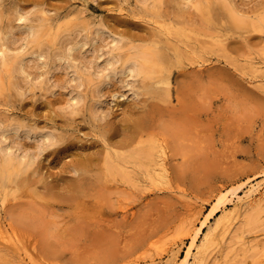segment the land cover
Instances as JSON below:
<instances>
[{
	"label": "rangeland",
	"instance_id": "obj_1",
	"mask_svg": "<svg viewBox=\"0 0 264 264\" xmlns=\"http://www.w3.org/2000/svg\"><path fill=\"white\" fill-rule=\"evenodd\" d=\"M0 21L15 44L32 26L53 34L41 38L50 74L29 63L35 87L2 77L0 128L16 125L6 140L25 157L0 174L13 239L0 238V264H183L197 230L190 263L202 248L205 264H264V198L232 222L229 200L264 182V0H0ZM114 43L157 54L155 71L75 90L70 63L103 64ZM138 129L143 143L127 144ZM160 147L166 165L146 167Z\"/></svg>",
	"mask_w": 264,
	"mask_h": 264
},
{
	"label": "bare ground",
	"instance_id": "obj_2",
	"mask_svg": "<svg viewBox=\"0 0 264 264\" xmlns=\"http://www.w3.org/2000/svg\"><path fill=\"white\" fill-rule=\"evenodd\" d=\"M18 11V10H17ZM24 15V14H23ZM23 15L21 13H17V18L18 19H23ZM27 18V17H26ZM25 20V19H24ZM1 22V21H0ZM231 22V21H230ZM43 23V22H42ZM91 25V24H90ZM234 26V25H233ZM62 27V26H61ZM260 27V26H259ZM98 26H96L95 29H93L92 31L97 32L98 30ZM11 29V28H10ZM77 29V28H76ZM87 29H90V27H87ZM242 29V28H241ZM246 29V28H245ZM259 29V28H258ZM256 29V30H258ZM63 30V29H62ZM244 30V29H243ZM252 30V28H251ZM254 30V28H253ZM64 31V30H63ZM77 31V30H76ZM81 31V30H80ZM88 31V30H87ZM65 32V31H64ZM70 32V31H69ZM74 32V31H73ZM79 32V30H78ZM89 32V31H88ZM87 32V33H88ZM263 32V31H262ZM10 36L9 38L7 36L1 37V42H0V86L2 85V77H6L8 79H10V82L14 85V88H22V86L25 84V86H29V84H33L36 80V78L40 77L38 75H40V73L37 75V77L34 78L30 77L32 74H30L28 67L32 66L29 65V63L31 61H34L36 65L37 62L39 61V59H42V63L44 66V73L45 74H50L49 72V67H48V63L49 61H47L46 55L45 57L43 56V41L42 39L44 37H51L53 34L51 33L50 30H45L44 28L42 29V27L39 28H34L29 27V29L23 33V35H21L19 37L20 41L17 42V44H15V42H13V35H12V31H9ZM62 33V32H61ZM72 33V32H71ZM76 33V32H75ZM93 33V32H92ZM166 33V32H165ZM264 33V32H263ZM64 34V33H63ZM67 34V33H66ZM73 34V33H72ZM77 34V33H76ZM81 34V33H80ZM58 35V34H57ZM56 35V36H57ZM82 35V34H81ZM86 37H90V34H85ZM85 35L83 37H85ZM92 35V34H91ZM101 35V34H100ZM27 36V37H26ZM55 36V38H56ZM168 36V35H167ZM63 37V36H62ZM68 37V36H67ZM70 37V36H69ZM82 37V38H83ZM223 37V36H222ZM42 38V39H41ZM72 38V37H71ZM81 38V39H82ZM100 38V37H99ZM221 38V37H219ZM218 38V39H219ZM54 39V38H53ZM59 39V38H58ZM65 39V37H64ZM75 42L74 44H78L80 41V38L78 39H74L72 38ZM93 39V38H92ZM96 39V37L94 38V40ZM120 39V38H119ZM61 40V39H60ZM68 40V38H67ZM83 40V39H82ZM16 41V40H14ZM53 44H50L51 46L54 45L53 40H50ZM63 41V40H62ZM217 42H219L218 40H216ZM39 42V45H38ZM59 42V41H58ZM66 42V41H65ZM71 42V41H70ZM117 42V41H116ZM221 42V41H220ZM56 43V42H55ZM69 42L67 41V43H65L64 48L67 50V59H69V57H73L74 55H72V51L74 50V44L73 46H69L68 44ZM87 42L81 41L78 45H81V47ZM107 44V43H106ZM77 45V46H78ZM101 45V44H100ZM46 46V45H45ZM44 46V47H45ZM55 46V45H54ZM76 46V45H75ZM94 46V45H93ZM49 47V46H48ZM56 47V46H55ZM54 48V47H53ZM77 48V47H76ZM75 48V49H76ZM86 48V47H85ZM93 49L91 53H94V51L96 52L97 49L99 48H94L91 47ZM102 48V47H101ZM13 50L12 52H10V50ZM47 49V48H45ZM51 49V47H50ZM55 49V48H54ZM62 49V46L58 47L57 44V48L55 49V52L58 50L60 52V50ZM127 51H129L128 53L123 55V50H119V46L117 44H112L107 50V56L108 59H106V61L103 64H99V62L96 61V58L98 57V55L92 56L91 58H89V60H87L85 62V60L83 61L81 58H83L82 55L84 52L81 51V58H79L80 60H82L81 62L76 58L74 59H70L69 61L72 62L73 60L79 61L80 64L75 63V61L72 62V64L70 63L69 66H71L72 68V74H73V80L75 81L73 88L76 90V88L79 86H81L80 84L82 83H86L88 85H94L97 89V91L99 90L98 85L101 84V82L103 80H108L107 78H109V76L111 74H114L117 71H125L128 72L129 76H135V75H147L149 74L153 68L154 65H156V59H157V54L152 53L151 50H149L146 47H140V46H133L130 45L128 47L125 48ZM64 50V49H62ZM77 51V50H76ZM75 51V53H77ZM79 51V50H78ZM90 51V49H89ZM99 51V50H98ZM45 52V51H44ZM53 52V51H52ZM87 52V51H86ZM104 52V51H103ZM102 53V52H101ZM48 54V53H47ZM57 54V53H55ZM59 54V53H58ZM63 54V53H62ZM74 54V51H73ZM192 54V53H191ZM52 55V54H51ZM78 55V54H77ZM193 55V54H192ZM63 56V55H61ZM60 56V57H61ZM101 56V55H100ZM53 56H51L52 58ZM56 57V56H55ZM59 57V56H58ZM59 57V58H60ZM65 57V56H64ZM75 57V56H74ZM49 59V58H48ZM55 59V58H53ZM58 59V58H57ZM62 59V57H61ZM88 59V58H87ZM60 60V59H59ZM68 61V62H69ZM198 61V60H197ZM52 62V59H51ZM51 62L49 63V65L51 64ZM53 62H55L53 60ZM115 62H120L121 65L120 67L117 69L115 67ZM199 62V61H198ZM60 63V62H59ZM74 63V64H73ZM41 64V65H42ZM61 64V63H60ZM201 65V64H200ZM34 66V65H33ZM53 67V66H52ZM166 67V66H165ZM30 68V67H29ZM52 71V70H51ZM155 71V70H153ZM43 72V71H42ZM34 73V72H33ZM21 75L20 79L19 76ZM34 75V74H33ZM32 75V76H33ZM42 75V74H41ZM43 76V75H42ZM46 76V75H44ZM98 76V79L96 78ZM41 79V78H40ZM43 80V79H42ZM42 82L45 83H49L50 84V79L48 78V76L44 77V80ZM104 82V81H103ZM5 83V82H4ZM23 83V84H22ZM38 83V81H37ZM36 84V83H35ZM30 85V86H31ZM12 86V85H11ZM30 86L27 88L29 89ZM6 87V86H5ZM24 87V86H23ZM32 87H35L34 84ZM90 86H88L89 88ZM20 88V89H21ZM17 90V89H16ZM22 90V89H21ZM24 90V89H23ZM34 90V89H33ZM20 93V92H19ZM99 93V92H98ZM78 94V93H77ZM94 98H96V96H93ZM73 101L70 103V105L72 104V106L77 105V98L74 96L73 97ZM93 98V99H94ZM79 101V100H78ZM94 105V103H93ZM94 108V107H93ZM96 108V107H95ZM5 110V109H3ZM9 110V109H8ZM6 109V111H8ZM97 110V109H95ZM150 117V116H149ZM13 121V120H12ZM17 121V120H16ZM14 121V122H16ZM20 122V121H19ZM143 122V121H142ZM8 123V121H7ZM18 123V122H17ZM16 123V124H17ZM22 123V122H21ZM21 123H18L21 125ZM2 124V123H1ZM23 125V123H22ZM21 125V126H22ZM25 126V125H24ZM23 127V126H22ZM147 128V126H145ZM14 129L16 128L15 124L9 123L6 124L5 126H1L0 128V151L2 152V157L0 160V174L2 176L7 177L10 173H13L11 171H13L19 164L24 162V157H25V152H19L18 148L14 147L11 140V143L7 142V135L6 132L9 131V129ZM151 128V127H150ZM19 129V128H17ZM24 130V128H22ZM27 131L29 129L25 128ZM13 131V130H12ZM16 131V130H15ZM144 129H138L136 132H134L133 134H131L126 143L127 144H134L136 146H139L140 144L143 143V137H144ZM50 135H45L44 136V140H49ZM10 138V137H9ZM52 140V139H51ZM158 141V140H157ZM163 143V142H162ZM161 146V144H159ZM161 148V147H160ZM140 149V148H139ZM134 151V150H133ZM137 150H135L136 152ZM144 151V150H143ZM142 151V154H143ZM148 150L146 149V151H144V155ZM134 152V153H135ZM141 151H137V156H139ZM150 153V152H149ZM149 153L145 155V157L148 155V157L150 156ZM168 153V152H167ZM151 154V153H150ZM152 155V154H151ZM166 153L165 150H163L162 148L159 150H155L154 151V158H152L151 160H156V162L158 163H152L151 160H148L147 162H144L146 164V167H151L154 164L160 165V166H164V160L166 158ZM1 156V155H0ZM27 156V155H26ZM143 156V158H145ZM26 159V158H25ZM166 162V160H165ZM23 165V164H22ZM166 165V164H165ZM149 169V168H148ZM156 169V168H155ZM153 170V169H152ZM151 170V171H152ZM155 172V170H153ZM161 171V170H160ZM148 172V171H147ZM153 172V173H154ZM149 173V172H148ZM152 173V172H150ZM150 173L148 174V176L150 177ZM158 172H156L155 174H157ZM154 174V175H155ZM165 174V172H164ZM163 174V175H164ZM160 175V174H159ZM157 176V175H155ZM154 177V176H151ZM160 177V176H159ZM164 177V176H162ZM153 179V178H152ZM151 179V180H152ZM158 179V178H155ZM155 179H153L152 181L155 182ZM159 180V179H158ZM263 181V180H262ZM165 182V181H164ZM163 182V183H164ZM160 183V182H159ZM249 185V186H248ZM247 188H245L246 190L244 191V193L242 195L239 194L240 191L237 190H233L231 191L229 194V200L230 202L232 201L233 207H232V218H231V222L234 221L235 218L239 217V214L241 212V209L244 208L245 206H249V205H253L256 208H259L260 206H262V202L261 200L264 198V182L262 183H256V184H248ZM224 199H218L215 200L213 202V204L211 205V209H210V213L214 214L216 213L219 208L221 207V205L223 204ZM264 204V203H263ZM221 209V208H220ZM255 209V208H254ZM264 209L261 210V212H263ZM248 212V211H247ZM247 212L245 214H247ZM251 212V211H250ZM231 214V213H230ZM243 215V214H242ZM240 215V216H242ZM250 216V215H249ZM257 217V216H256ZM227 218V217H226ZM249 218V217H248ZM228 220V219H227ZM238 221V220H237ZM248 221V220H247ZM227 222V221H225ZM4 224V223H3ZM228 225V224H227ZM6 226V225H5ZM3 227V225L0 223V238L1 240L5 241V242H13L12 236L11 234L8 233V229L6 230V227ZM217 227V226H216ZM226 227V226H225ZM223 229V228H221ZM227 229V228H226ZM226 229H224L223 231H225ZM11 232V231H10ZM199 232V230H197V233ZM192 236V240H191V245L188 246L187 251L182 259L183 264H205L204 259L206 256H208V254L205 255L204 253V249L200 248V253H198L196 256H193V259L190 263L189 259L192 257V250L191 248L195 244V239H196V235ZM222 233V232H220ZM224 234V233H223ZM14 235V234H13ZM221 235V234H219ZM210 237V236H209ZM208 237V239H210ZM17 240V239H16ZM208 242V241H207ZM17 243V242H16ZM204 244V243H203ZM209 244V243H208ZM15 245V244H14ZM207 245V244H206ZM206 245H204L203 247L205 248ZM210 247V246H209ZM194 248V247H193ZM207 258V257H206Z\"/></svg>",
	"mask_w": 264,
	"mask_h": 264
}]
</instances>
